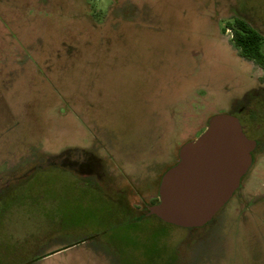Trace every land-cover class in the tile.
<instances>
[{
	"label": "rangeland",
	"instance_id": "obj_1",
	"mask_svg": "<svg viewBox=\"0 0 264 264\" xmlns=\"http://www.w3.org/2000/svg\"><path fill=\"white\" fill-rule=\"evenodd\" d=\"M235 17L264 38V0H0V264H264V70ZM218 115L259 144L240 188L201 228L148 215Z\"/></svg>",
	"mask_w": 264,
	"mask_h": 264
},
{
	"label": "water",
	"instance_id": "obj_2",
	"mask_svg": "<svg viewBox=\"0 0 264 264\" xmlns=\"http://www.w3.org/2000/svg\"><path fill=\"white\" fill-rule=\"evenodd\" d=\"M256 143L230 115L211 118L205 130L178 151L161 177L158 202L148 215L183 229L206 225L227 203L252 163Z\"/></svg>",
	"mask_w": 264,
	"mask_h": 264
},
{
	"label": "trees",
	"instance_id": "obj_3",
	"mask_svg": "<svg viewBox=\"0 0 264 264\" xmlns=\"http://www.w3.org/2000/svg\"><path fill=\"white\" fill-rule=\"evenodd\" d=\"M226 29L231 31L230 42L238 56L264 70L263 36L244 20L237 17L233 18L232 22L227 23Z\"/></svg>",
	"mask_w": 264,
	"mask_h": 264
},
{
	"label": "flooded vegetation",
	"instance_id": "obj_4",
	"mask_svg": "<svg viewBox=\"0 0 264 264\" xmlns=\"http://www.w3.org/2000/svg\"><path fill=\"white\" fill-rule=\"evenodd\" d=\"M237 112H239V114H242V109H240V110L237 111ZM241 116H242V115H241ZM245 123H247V122H245ZM247 124H248V123H247ZM240 125H241V124H240ZM246 126H248V125H246ZM241 127H242V126H241ZM242 130H243V127H242ZM243 132H244V131H243ZM258 145H259V144L257 143L256 146H255V148H254V150L251 152L252 163H251L250 167L248 168L247 172L249 171V169H251L252 165L254 164V161H253V153H254V151H255V149H256V147H257ZM247 172H246V173H247ZM246 173L241 177V179H240V183H241L242 178L246 175ZM240 185H241V184H240ZM240 185H239L238 189L240 188ZM238 189H237V190H238ZM237 190H236V191H237ZM236 191H235V192H236ZM235 192H234V193H235ZM234 193H233V195H234ZM233 195L231 196V198L233 197ZM231 198H230V199H231ZM230 199H229V200H230ZM229 200H228V201H229Z\"/></svg>",
	"mask_w": 264,
	"mask_h": 264
}]
</instances>
